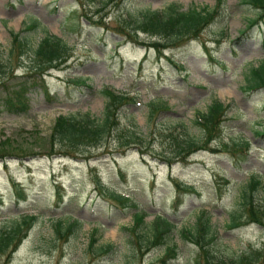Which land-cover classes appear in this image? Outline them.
Returning <instances> with one entry per match:
<instances>
[{"label":"rangeland","instance_id":"1","mask_svg":"<svg viewBox=\"0 0 264 264\" xmlns=\"http://www.w3.org/2000/svg\"><path fill=\"white\" fill-rule=\"evenodd\" d=\"M222 1L214 21L197 38L156 52L137 43L152 38L137 33L133 42L118 27L129 28V18L145 8L161 10L170 2L182 9L211 8L215 0H0V56L10 47V31L20 32L32 46L51 34L70 47L67 61L43 76L46 94L37 86L28 89V108L22 113L0 108V136L10 137L17 148L11 149L25 154L0 160V225L22 214L35 216L6 264H162L157 259L170 245L176 255L164 264H194L197 249L180 231L190 227L201 210L208 213L219 251L238 254L248 246L264 247V226L226 228L227 216L239 206L251 176L264 190V88L247 91L243 83L248 65L264 59V18L238 35L245 18L255 12L239 0ZM88 18L99 23L91 24ZM33 20L36 24L28 28ZM28 56L13 54L11 85L27 76L23 65ZM77 77L84 78V84L70 81ZM102 88L134 97L120 110L119 123H133L146 133L144 152L137 146L116 151L113 136L100 147L86 148L85 159L41 154L40 138L48 136L57 115L102 116ZM213 98L227 105L220 136L207 149L167 163L164 157L172 144L166 134L183 131L184 124L198 137L192 120ZM152 99L167 106L157 113L155 125L146 122V103ZM244 139L248 144L240 154L236 148ZM173 178L195 190L182 195L175 208ZM19 189L24 199L17 201ZM109 191L128 197L135 206L118 204L106 194ZM254 198L264 206L262 191ZM138 210L145 214L144 224L131 232ZM157 215L174 228L161 244L146 249L144 241ZM56 220L78 224L71 234L58 238L53 232ZM91 235L96 241L89 249ZM105 244H111L107 253H94Z\"/></svg>","mask_w":264,"mask_h":264},{"label":"trees","instance_id":"2","mask_svg":"<svg viewBox=\"0 0 264 264\" xmlns=\"http://www.w3.org/2000/svg\"><path fill=\"white\" fill-rule=\"evenodd\" d=\"M222 3V0H215V4L211 8L191 5L182 9L177 3L170 2L161 10L145 8L138 12L139 15L129 18L130 20L127 21L129 28L119 26L118 31L133 42L137 41V33H143L152 39L137 41V43L145 48L149 47L153 51L161 52L162 49L175 48L188 40L197 38L201 31L214 21ZM239 3L255 12L253 17L245 18L246 25L238 33V35H243L248 28L264 18V0H239ZM88 21L91 24L99 23L91 18H88ZM35 24L36 21L33 20L28 24V28H32ZM19 33L9 32L10 47L3 57L0 56V88L2 89L0 108L12 113H22L27 110L26 92L28 89L37 86L46 94L43 76L49 70H58L70 56V47L54 35L44 34L32 46ZM26 52L29 56L26 65H23V67L27 76L17 84L11 85L9 81L13 78L12 71L15 65L13 61L11 63L12 56L14 53L22 56ZM16 58L18 59V56ZM70 81L75 84H84V78L82 77L70 79ZM243 83L244 89L247 91L264 88V59L256 61L255 65H248L243 73ZM99 92L105 98L102 116L94 118L87 113L72 116L57 115L48 136L40 138L41 154L85 159L88 157L86 148L100 147L105 141L113 139V136L116 138L114 143L116 151L118 149L123 151L129 147L137 146L141 153L144 152L141 147L145 148L148 144V141H145L146 133L136 128L133 123L130 127H123L119 123L120 110L123 106L132 103L134 97L112 88H102ZM166 108L165 102L159 99H152L147 102L146 122L154 124L157 113ZM226 110L227 105L213 98L203 112H196L192 120V124L199 130L198 137L189 134L184 124H181L183 131L176 134L172 131L167 133L165 137L170 139L172 146L170 154L164 157L166 162L170 164L174 161H183L196 151L207 149L210 143L220 136L221 123L225 118ZM247 144V139L242 140L241 143H238L239 147L236 150L240 154H244L243 150L246 149ZM11 147L17 149L11 138L0 136V160L10 155L19 157L25 155L14 152ZM28 154L34 155L35 153ZM171 182L175 188V194L172 198V204L175 208L181 203L179 198L182 195L194 193L195 190L192 185H187L175 178L171 179ZM95 186L100 189V183L97 179L95 180ZM258 190L262 191L264 196L260 180L251 176L242 188L239 206L227 216V229L238 228L248 223L264 226V206L260 205L254 198ZM106 194L120 205L135 206V204L129 202L128 197L121 196L113 191ZM15 199L17 201L24 199L21 189L16 192ZM144 215L143 211L134 212L132 224L129 227L131 232H134L136 227L144 224ZM194 216L193 224L180 231L182 238L193 244L197 249L193 258L194 264H261L264 261L263 246L258 248L248 246L246 250L238 254L219 251L214 245L216 236L211 228L207 211H198ZM34 219V215L22 214L14 217L12 221L0 225V258H3V264L8 262L11 254L25 238ZM77 222V220H73L63 225L61 220H56L53 232L58 238L65 237L73 232L77 227ZM173 228L174 224L166 217L155 216L150 225L151 236L145 239L144 247L148 249L150 246L161 244ZM95 241L96 239L91 235L89 249ZM98 246L94 250V253L98 255L105 254L111 249V244ZM175 255L174 245L165 246L162 255L157 260L164 264L167 260L173 259Z\"/></svg>","mask_w":264,"mask_h":264}]
</instances>
